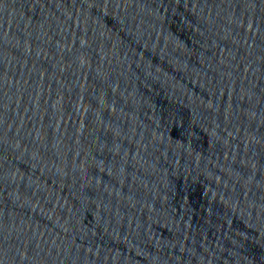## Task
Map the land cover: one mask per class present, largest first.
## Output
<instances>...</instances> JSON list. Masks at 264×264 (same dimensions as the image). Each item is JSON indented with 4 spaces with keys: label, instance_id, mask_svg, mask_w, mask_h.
Wrapping results in <instances>:
<instances>
[{
    "label": "water",
    "instance_id": "95a60500",
    "mask_svg": "<svg viewBox=\"0 0 264 264\" xmlns=\"http://www.w3.org/2000/svg\"><path fill=\"white\" fill-rule=\"evenodd\" d=\"M0 264H264V0H0Z\"/></svg>",
    "mask_w": 264,
    "mask_h": 264
}]
</instances>
